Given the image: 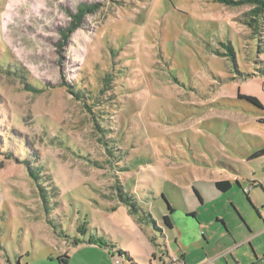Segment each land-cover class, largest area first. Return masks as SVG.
<instances>
[{"label":"rangeland","instance_id":"rangeland-1","mask_svg":"<svg viewBox=\"0 0 264 264\" xmlns=\"http://www.w3.org/2000/svg\"><path fill=\"white\" fill-rule=\"evenodd\" d=\"M82 5L96 11L60 49L59 30ZM253 9L215 0H0V264H127L114 244L143 264L136 226L155 238V264L167 258L165 245L179 258L170 234L120 209L119 192L161 227L162 197L178 202L187 184L232 169L264 178V155L247 160L264 147V14L254 18ZM67 85L88 96L85 104ZM228 207L219 195L198 211L211 253L231 240L215 216L237 226ZM184 253L189 264L205 260L195 247Z\"/></svg>","mask_w":264,"mask_h":264},{"label":"crops","instance_id":"crops-1","mask_svg":"<svg viewBox=\"0 0 264 264\" xmlns=\"http://www.w3.org/2000/svg\"><path fill=\"white\" fill-rule=\"evenodd\" d=\"M249 156L247 160H249ZM261 170L264 172V164H262ZM242 173L244 172H237L235 169H232V175L218 180H228L231 182L232 188L227 192H220L215 188L214 184L218 182L217 180L195 181L193 184H195L197 188L193 184H187L182 190L179 189L177 194L178 202L170 203L167 198L164 197V200H167L166 203L172 209V213L169 215L172 227L164 232L165 240H167L168 237L170 238L171 235L174 245L179 249V258L182 259L185 264H189V262L184 251L194 247L204 253L205 260L202 259L201 256V258H198L200 260L199 264H218L221 261L223 262L222 264H264V183H261L264 178L251 181V178L242 175ZM253 175L254 173L251 172V176ZM240 180H243L244 185L240 183ZM252 182V187L249 188ZM234 184H238V187L243 193V198H241L239 192L232 190ZM247 188H249L247 193H244V189ZM219 195L227 196L229 209L225 211H231L234 214L237 218V226L231 229L230 226L226 224L225 219H219L215 216V221L220 223L224 231L223 233L231 240L230 244L227 245L224 250L211 253L207 250V247L211 244L213 237L207 236L206 233L201 231V225L197 223L196 219H198V211L212 202L215 198L219 197ZM122 205L121 203L120 209L123 208ZM157 212L158 220L161 222L160 217L168 213L167 207L163 210L158 208ZM135 228L137 231L140 230L144 233V235L140 236L143 248L141 247V249L139 244L135 243L137 249L142 252L143 264H155L156 251H158L155 238L153 236L151 237L145 229L137 226ZM224 234L222 236L223 239L226 238ZM152 239L154 240L153 242L151 241ZM130 240L132 241V239ZM164 247L167 258L164 259L163 254L157 256L159 264H166L168 259L172 257L168 255L167 245ZM115 248L114 244L112 249H110L114 251ZM126 252L131 258L132 264H137L135 263L136 258L131 252ZM228 257H230L231 262L228 261Z\"/></svg>","mask_w":264,"mask_h":264},{"label":"trees","instance_id":"trees-1","mask_svg":"<svg viewBox=\"0 0 264 264\" xmlns=\"http://www.w3.org/2000/svg\"><path fill=\"white\" fill-rule=\"evenodd\" d=\"M215 1L220 3V4H224L226 6H238V5H243V4L248 3V4H251L254 6V9L250 12L252 17H254V18L257 16L260 17L261 15L264 14V0H215ZM95 11H96V6H94V5H92V6L82 5L81 7L77 8L76 13H74L70 16V18H71L70 26H68L64 30L63 29L59 30L61 32V37L59 39L57 46L60 49L62 47H64L65 43L69 40L72 33H74L76 30H78L80 28L81 21H82L83 16L85 15V13H87V12L88 13H94ZM254 21L255 20H253V22ZM8 71H12V73L18 72V70H15V69L8 70ZM110 80H111V78L109 76H106L103 79V81L106 83L110 82ZM67 87L69 89H71V90H69V92L73 95L74 98H76L79 101H84V104H85V99H88V96H85L84 94H78L79 93L78 91H73L72 90L73 86L67 85ZM26 88L28 89V91L33 90V88L29 87V86H27ZM34 92L37 93L38 91L34 90ZM245 99H246V101L250 102L251 104H253L257 108L261 107L260 103L255 98L246 97ZM7 134L9 136V133H7ZM1 145H2V143H1ZM8 154H9V157H12V153L8 152ZM263 155H264V147L259 149L256 152H254L253 154H251L249 156V159L258 158V157H261ZM20 163L24 164L26 166V168H28L29 176L35 180V176L33 175V172L31 171V168L28 164L29 161L23 160ZM236 185L238 186V184H236ZM214 186L220 192H227L232 188V184L228 180L218 181L214 184ZM118 195H119L118 199H119L120 203H122L125 207L128 208L130 214L134 215L138 219V221L141 223H142V221L146 220L145 223L147 225H149L148 223L151 222L154 226V231L160 232L161 235L163 237H165L164 232L169 230L172 227L170 217H169V215L172 213V209L166 203V201L164 200V197H162V198L165 201L168 213L166 215L160 217V221H161L162 225H161V227H158L154 218L152 217V215L150 213L143 212L142 210H140V208L137 206L134 198L128 197V196H126V194H124L122 192H119ZM142 219H144V220H142ZM151 241L153 242L154 240L152 239ZM115 253L118 255V257L124 258V260L127 264H132V260L126 251L117 250V251H115ZM65 259L64 258L61 260L59 259L60 263L65 264L66 263Z\"/></svg>","mask_w":264,"mask_h":264},{"label":"built area","instance_id":"built-area-1","mask_svg":"<svg viewBox=\"0 0 264 264\" xmlns=\"http://www.w3.org/2000/svg\"><path fill=\"white\" fill-rule=\"evenodd\" d=\"M261 183H264V179L261 181ZM252 184H253V182L250 184V187H249V188L252 187ZM249 188L244 189V193H247V191H248ZM167 264H185V263H184V261H183L182 259H180V258L170 257V258L168 259V263H167ZM235 264H237V263H235Z\"/></svg>","mask_w":264,"mask_h":264}]
</instances>
